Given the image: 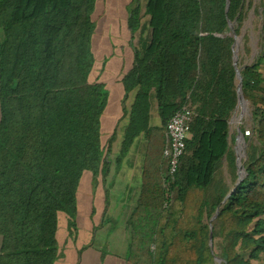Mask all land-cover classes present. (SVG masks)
<instances>
[{
  "label": "trees",
  "instance_id": "1",
  "mask_svg": "<svg viewBox=\"0 0 264 264\" xmlns=\"http://www.w3.org/2000/svg\"><path fill=\"white\" fill-rule=\"evenodd\" d=\"M33 1L0 0V264H56L59 214L68 236H76L77 193L85 174L91 187L99 178L104 184L122 120L116 170L127 161L140 172L138 189L128 187L121 200H127V263L264 260V54L240 72L251 112L245 177L222 204L237 179L226 137L237 107L232 45L244 25L245 0H229L227 13L226 0H146L143 21L139 1L130 8L133 64L120 80L122 114L106 143L101 118L109 93L90 81L98 0H62L56 8L46 2L37 12ZM158 1L154 26L151 5ZM153 106L159 127L151 123ZM181 109L194 117L170 180L165 126ZM223 161L232 187L220 173ZM217 209L211 250L209 224Z\"/></svg>",
  "mask_w": 264,
  "mask_h": 264
},
{
  "label": "rangeland",
  "instance_id": "2",
  "mask_svg": "<svg viewBox=\"0 0 264 264\" xmlns=\"http://www.w3.org/2000/svg\"><path fill=\"white\" fill-rule=\"evenodd\" d=\"M138 1L142 9L146 0H98L93 14L95 30L91 46L95 64L90 75V81H98L104 84L105 90L109 93L107 108L101 118V134L104 137V143H106L111 135L115 124L117 123L116 120L119 119L122 114L119 112V95L122 89L120 85L114 83V80H120L128 69L129 57L127 51H130V46L126 20L130 8H132ZM33 2L36 4L35 12L41 10L46 2L52 3L53 8L63 4L62 0H34ZM160 7L161 1L151 5L152 24L154 26L159 24L161 16ZM263 7L264 0H245L246 16L239 38L242 37L236 48L238 66H251L255 64L257 59L263 56L264 39L261 37L262 18L260 17L261 9ZM143 12L142 9V21L148 19ZM261 72L264 75V67L261 68ZM126 107L128 108L127 104ZM240 114H242L241 119L239 118ZM232 119L233 120L230 123V130L232 133L235 129H242L243 132L246 130L251 131V112L249 103H246V109L239 107V110L234 112ZM125 123L126 120H122L117 126L119 128L117 131L118 135L116 141L112 145L110 154V159L113 164L110 169V175L104 180V187L102 186L103 182L101 181V178L98 179V185L96 187H91V180L87 177L89 175L85 174L84 176L81 187L77 193L79 214L76 220L78 223V232L76 236H68L66 218L63 214H59L57 239L60 248V257L56 264H73V255L75 254V246L73 244H76V247L78 248L79 245L85 244L89 238H92L90 239V246L94 244L93 247L99 249L98 252L100 253L114 252L116 248L118 249V247L113 245L111 240L118 239L116 237L118 233L115 231V228L119 230V228L122 227L121 223L123 225L125 219H123L121 215H116V213L113 212V207L122 200L120 189L124 187V184L126 183L125 180L128 178L125 174L127 172L130 174V172L134 170L132 162L126 163L127 161L123 163L119 171H117L115 167V158L118 155L120 135ZM151 123L157 127L161 125L156 112L152 113ZM234 136H237V134ZM230 145L234 154L236 149L240 155H243L246 152L247 146L245 142L242 143L240 141L237 145L235 143ZM241 161H244L243 157L241 158ZM138 162L139 160L136 161V163ZM220 173L225 182L232 187V177L227 171L225 161L221 163ZM113 174L114 177H112ZM111 178L114 180V186L113 189L108 192L107 197L109 200V206L103 217H101L103 209L101 203L103 199L102 191L106 188ZM93 209H95L94 215H92ZM119 239H121V237ZM85 245V247H88L87 244ZM119 249L121 248L119 247ZM251 263L264 264V260H253Z\"/></svg>",
  "mask_w": 264,
  "mask_h": 264
},
{
  "label": "crops",
  "instance_id": "3",
  "mask_svg": "<svg viewBox=\"0 0 264 264\" xmlns=\"http://www.w3.org/2000/svg\"><path fill=\"white\" fill-rule=\"evenodd\" d=\"M127 55L129 57V60H128V69L126 70V72H128L132 68V64H133V49H132L131 46H130V51H127ZM122 77L120 78V80L122 79ZM120 80L116 79V80H114V83L117 84V85H120V87L122 89ZM122 95H123V90L121 91V93L119 95V99H120L119 103L121 102ZM133 98H134L133 94L129 95V98L126 101V104L128 105V108L132 104ZM237 110H239V108H236L235 111L237 112ZM119 112L121 113V104L119 105ZM153 112H156V108L154 106H153L152 113ZM152 113H151V117H152ZM156 114H157V112H156ZM232 118L229 121L228 126H227L228 129H227L226 141H227V145H228L229 148L231 146L230 144H234L235 143L236 136H234V135L237 134V130H238V129L237 130L235 129V131H233L234 135H233L232 131L230 130V123L233 120ZM230 149L232 150V148H230ZM139 174H140V172H139ZM139 174L138 175L134 174V170L132 172H130V174H128V172L125 174V175H127L128 178H127V180H125L126 183L124 184V187L122 189H120L121 190L120 192H121L122 196H124L127 193L128 187L134 188L135 191H136V188L138 189V185H139V182H140ZM112 177H114V174L112 175ZM136 180H137V182H136ZM113 181H114L113 178H111L110 182L107 184L106 188L103 189V191H102L103 196H104V191L105 190L111 191V189H113V186H114ZM103 185L104 184H102V186ZM127 196H130V195L128 194ZM118 203L113 207V212H115L116 215H121L122 218L126 220V218H125V214H126L125 208H126L127 200L121 201L119 204ZM102 208L104 209V204H102ZM103 209H102V211H103ZM125 220L123 222L124 223L123 225L121 223L122 227L121 228H119L120 226L118 227L119 230L115 228V231L118 233L117 236H116L118 239L117 240H111L113 245H115V247H118V249L116 248L114 252H107V253H102L101 252L100 253V252H98L99 249H97L96 247H93L94 244L92 246H90V244H91L90 239H92V238H89V240L86 241V243H85V244H87L88 247H85L86 246L85 244H81L77 248L76 244H73L75 246L74 247V250H75L74 253L75 254L73 255V259H74V261H73L74 263L73 264H129L126 261V255H127L128 241L129 240H128V230H127V225L125 223ZM120 237H121V239H119ZM119 247L121 249H119ZM78 251L81 252L80 255H79Z\"/></svg>",
  "mask_w": 264,
  "mask_h": 264
},
{
  "label": "built area",
  "instance_id": "4",
  "mask_svg": "<svg viewBox=\"0 0 264 264\" xmlns=\"http://www.w3.org/2000/svg\"><path fill=\"white\" fill-rule=\"evenodd\" d=\"M194 114L189 109H181L176 112L166 123L165 135L167 145L163 150V158L166 161L167 179H174L180 166L181 158L186 149V141L189 137L190 126ZM243 137L250 136L246 130Z\"/></svg>",
  "mask_w": 264,
  "mask_h": 264
},
{
  "label": "water",
  "instance_id": "5",
  "mask_svg": "<svg viewBox=\"0 0 264 264\" xmlns=\"http://www.w3.org/2000/svg\"><path fill=\"white\" fill-rule=\"evenodd\" d=\"M228 8H229V0H226L225 13H227ZM263 13H264V7L261 9V14H260V17L262 18V21H263ZM229 26H230V29H232V25L230 24ZM240 39H241V37L239 38L237 36H234V43L232 45V51H233V66L235 68L236 81H237V87H236L237 107L236 108H239L240 105L243 104L244 102L247 103V101H245L244 98H243V93H242V78H241L240 72H241V70L243 68H246L248 66H245V65L244 66H238V64H237V51H236V48H237V44L239 43ZM263 54H264V52H263ZM257 60H256V62H257ZM241 115L242 114H240V117H239L240 119H241ZM240 141L242 143H244L245 142V139L243 137V134H242L241 130L238 129L237 130V136H236L235 144L237 145ZM235 156H236V158H235V164H236V170H237V179H236L234 188L226 195V197L224 198L222 204H224L226 202V200L235 191L236 187L242 182V180L245 177V170H244V166H243V162L241 161V158L243 157V159L245 160L246 159V155H245V153L243 155H240L238 153V150L236 149L235 150ZM218 214H219V209H217L215 211V214L210 219V224H209V247H210L211 250H212V222L216 219V217H217ZM215 263L216 264H220L221 263V259L215 258Z\"/></svg>",
  "mask_w": 264,
  "mask_h": 264
},
{
  "label": "bare ground",
  "instance_id": "6",
  "mask_svg": "<svg viewBox=\"0 0 264 264\" xmlns=\"http://www.w3.org/2000/svg\"><path fill=\"white\" fill-rule=\"evenodd\" d=\"M242 37V36H241ZM239 44V43H238ZM238 44H237V47H238ZM243 106V108H246V105H245V102L243 104H241ZM240 105V106H241Z\"/></svg>",
  "mask_w": 264,
  "mask_h": 264
}]
</instances>
